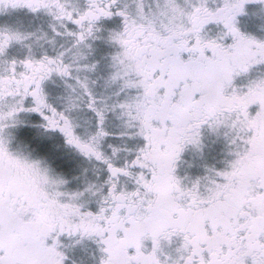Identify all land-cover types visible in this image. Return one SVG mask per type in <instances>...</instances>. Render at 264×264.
Returning <instances> with one entry per match:
<instances>
[{"label": "snow or ice", "instance_id": "1", "mask_svg": "<svg viewBox=\"0 0 264 264\" xmlns=\"http://www.w3.org/2000/svg\"><path fill=\"white\" fill-rule=\"evenodd\" d=\"M0 264H264V0H0Z\"/></svg>", "mask_w": 264, "mask_h": 264}]
</instances>
